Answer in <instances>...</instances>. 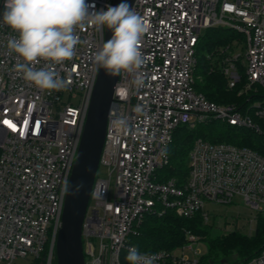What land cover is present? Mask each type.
<instances>
[{
	"label": "built area",
	"instance_id": "obj_1",
	"mask_svg": "<svg viewBox=\"0 0 264 264\" xmlns=\"http://www.w3.org/2000/svg\"><path fill=\"white\" fill-rule=\"evenodd\" d=\"M96 9L113 0H86ZM0 0V264L32 256L54 264L66 193L80 145L98 71L94 54L105 42V29H76L81 43L71 60L51 65L70 81L65 90H41L14 71L22 60L7 48L18 36L2 22ZM148 32L140 50L146 64L139 73L121 72L108 114L106 136L82 224L86 264H125L128 250L156 254L155 264H200L192 259L199 236L188 232L180 253L142 251L132 239L149 213L173 210L183 217L200 212L210 220L206 202L231 203L242 196L264 211V155L229 142L197 138L189 152L185 180L163 178L168 148L178 126L218 118L262 132L264 99L246 112L236 104H218L194 89L196 46L205 28L224 25L245 36L246 53L226 55L222 70L230 86L264 87V0H134ZM47 63L41 60L38 70ZM142 75L144 86L134 80ZM258 86V87H257ZM140 111H137V108ZM127 120V130L114 127ZM103 172L100 173V169ZM243 264H264V247Z\"/></svg>",
	"mask_w": 264,
	"mask_h": 264
},
{
	"label": "trees",
	"instance_id": "obj_2",
	"mask_svg": "<svg viewBox=\"0 0 264 264\" xmlns=\"http://www.w3.org/2000/svg\"><path fill=\"white\" fill-rule=\"evenodd\" d=\"M242 41H245L243 33L231 27L217 25L205 28L196 46L194 89L218 104L233 103L246 112L255 98L262 97L264 87H259L258 92L255 86L247 87L241 64L243 75L236 86L229 85L228 78L222 70L225 56L234 51V42L239 44ZM262 130L258 132L253 128L233 125L218 118L198 122L194 126H178L168 148L169 163L160 170L162 177L165 179L176 177L179 183L185 180L189 152L197 138L248 146L264 155V124ZM256 222V232L252 236L238 230L213 236L210 223L204 222L200 212L192 217H183L169 209L163 214H147L141 225L140 235L133 238L132 242L142 251L160 249L174 251L188 241V232H191L207 244L206 253L201 256L200 264H221L224 257L233 253L237 254V258L232 264H243L264 247L263 211L257 213ZM35 264H41L40 260H35Z\"/></svg>",
	"mask_w": 264,
	"mask_h": 264
},
{
	"label": "clouds",
	"instance_id": "obj_3",
	"mask_svg": "<svg viewBox=\"0 0 264 264\" xmlns=\"http://www.w3.org/2000/svg\"><path fill=\"white\" fill-rule=\"evenodd\" d=\"M2 22L18 36L10 38L7 48L22 60L14 66V71L41 90H65L70 81L61 78L51 65L71 60L76 45L81 43L76 29L85 25L112 32L94 54L97 68H103L110 76L121 72L139 73L146 64V57L140 50L143 36L148 32L145 20L126 0L117 6L107 5L106 9H96L86 0H4ZM44 67L36 69L40 61ZM138 87L144 86L142 75L134 80ZM141 109L138 107L137 111ZM114 127L127 130V120L116 119ZM83 182L69 192V182L64 181L63 191L76 195ZM125 259L129 264H155L156 254H141L131 247Z\"/></svg>",
	"mask_w": 264,
	"mask_h": 264
},
{
	"label": "water",
	"instance_id": "obj_4",
	"mask_svg": "<svg viewBox=\"0 0 264 264\" xmlns=\"http://www.w3.org/2000/svg\"><path fill=\"white\" fill-rule=\"evenodd\" d=\"M124 0H113L117 6ZM132 7L134 0H126ZM112 32L105 28V42ZM118 76H110L99 68L92 91L84 129L69 179V192L83 182L78 194H66L61 227L56 241V264H86L82 245V224L96 178L106 136L108 114L114 100Z\"/></svg>",
	"mask_w": 264,
	"mask_h": 264
},
{
	"label": "rangeland",
	"instance_id": "obj_5",
	"mask_svg": "<svg viewBox=\"0 0 264 264\" xmlns=\"http://www.w3.org/2000/svg\"><path fill=\"white\" fill-rule=\"evenodd\" d=\"M234 52L235 54H242L241 59L243 60V55L246 53V43L242 41L237 44L234 42ZM264 99V93L262 92V97L255 98L252 102H258ZM103 172V168L100 169V173ZM205 209L210 214V220L208 223L211 225V233L213 236L223 235L230 233L234 230H238L248 236H252L256 232V216L257 211L248 206L242 196H235L233 202L231 203H214L206 202ZM264 212V211H263ZM182 246V245H181ZM179 246L174 249V252L180 253L182 247ZM194 249L189 250L185 248V252L192 258H197L198 255H203L206 253L207 244L204 240H199L197 243L193 244ZM237 258V254L233 253L223 258V263L221 264H232L233 260ZM11 264H35V260L32 256L28 257H17Z\"/></svg>",
	"mask_w": 264,
	"mask_h": 264
}]
</instances>
